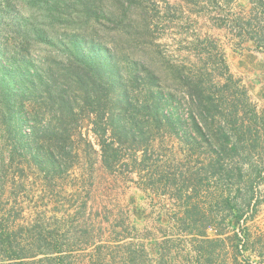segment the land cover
Wrapping results in <instances>:
<instances>
[{"label":"rangeland","instance_id":"obj_1","mask_svg":"<svg viewBox=\"0 0 264 264\" xmlns=\"http://www.w3.org/2000/svg\"><path fill=\"white\" fill-rule=\"evenodd\" d=\"M99 2L87 33L107 48L135 107L151 99L157 86L171 92L168 106L181 116V125L154 123L136 107L144 133L136 141L130 133L121 136L120 158L110 169L93 131L95 116L77 84L69 88L77 98L71 102L78 112L74 117L53 115L58 105L45 95L25 100L24 109L36 116L23 128L0 117L5 231L18 248L45 252L25 264H196L193 234L207 218L226 214L224 200L230 197L243 216L234 217L227 230L232 234L237 228L246 240L240 260L249 257L257 264L253 250H260L264 239V177L258 175L264 167V129L251 110L264 108V49L246 32L240 35L236 22L246 26L252 18L259 30L264 5L260 0H134L130 7ZM0 5L17 9L29 25L40 20L29 17L23 0ZM55 50L49 44L30 47L36 59ZM153 76L158 81H151ZM112 99L105 91L102 110H109ZM193 115L204 137L193 134ZM221 129L241 142L238 151L228 147L211 177L207 166L217 158ZM136 146L147 149L145 164ZM225 241L224 247H206L215 249L213 264H221L222 255L230 264L233 249Z\"/></svg>","mask_w":264,"mask_h":264},{"label":"trees","instance_id":"obj_2","mask_svg":"<svg viewBox=\"0 0 264 264\" xmlns=\"http://www.w3.org/2000/svg\"><path fill=\"white\" fill-rule=\"evenodd\" d=\"M113 2L130 7L134 0H113ZM23 3L29 8V17L32 19L39 17L40 20L37 23L29 25L26 20H22L17 9L0 5V106L4 105V108H0V117L4 121L11 123L17 120L23 128L24 122L34 120L36 114L26 111L24 107L25 100L30 101L37 94L45 95L44 99L50 100L53 105H58L56 110L51 111L53 115L76 116L78 112L71 106V102L77 101V98L70 96L69 88L72 84H77L81 91V101L91 107V114L95 116L93 131L99 137L103 163L110 169H113L119 161L121 136L127 137L130 133L131 140L136 141L137 134L144 133L143 127L138 123L139 113L136 112V107L148 113V117L154 123L164 121L170 127L181 125V116L174 113L168 106L171 105L173 98L171 92H165L157 86L151 88V99L135 107L129 96L128 86L121 80L116 62L107 48L96 43L92 35L87 33L88 28L91 27L88 18L92 17L90 13L100 9L96 7L101 6L99 0H23ZM260 5V7L264 5L262 0ZM256 25L259 26V24ZM236 26L239 28L240 35L246 32L259 48L264 49V25L260 29L257 28L259 30H254L256 28L251 18L246 26L239 22H236ZM33 44L52 45L57 53L53 55L46 53L36 59L30 52ZM60 78L64 79L62 83H59ZM151 81H158V77L153 76ZM195 88L202 93L198 84ZM104 90L106 96L111 94L113 97V104L108 111L100 107L105 96ZM251 113L256 125L260 122L264 129V108L260 111L254 108ZM102 117L105 118L104 126L99 125L98 122V119ZM192 119L193 134L204 137L200 122L194 115ZM248 131L251 132V126H248ZM215 142L218 148V153H215L217 158L207 166L211 177L217 174L215 164L224 159L223 156L226 155L228 147L238 151L241 140H234L227 131L221 129ZM134 150L143 151L140 161L145 164L147 149L136 146ZM238 170L240 172L241 167ZM258 175L264 177V167H261ZM194 189L197 190L196 187ZM252 197L251 199H254ZM258 203V199L255 200L254 206ZM224 204L228 208L226 214L219 211L217 216L206 217L207 222L204 223V228L193 234L197 241L194 246L198 252V264H201L200 259L204 253L207 255L206 264H213L212 255L215 256V249L207 248L208 252H206V247L212 246L213 243L224 247L226 238L233 249L228 263L252 264L249 257L242 261L239 258V254L242 255V247L246 243L244 236L237 228L233 229L232 234H229L227 230L231 227L233 218L239 217L240 221L243 214L237 210V205L231 202L230 197L224 200ZM210 229L214 234L212 237L207 233ZM263 240V238L260 239L263 245L261 249L253 250L260 258L257 264L264 261ZM18 247L14 236L5 231L0 216V264L11 262L25 264L26 259L45 253L43 250L27 251ZM52 253L59 254L60 250H53ZM222 257L221 264H225L227 257L226 259L224 255Z\"/></svg>","mask_w":264,"mask_h":264},{"label":"crops","instance_id":"obj_3","mask_svg":"<svg viewBox=\"0 0 264 264\" xmlns=\"http://www.w3.org/2000/svg\"><path fill=\"white\" fill-rule=\"evenodd\" d=\"M211 230V229H210ZM196 264H198V263H196Z\"/></svg>","mask_w":264,"mask_h":264}]
</instances>
